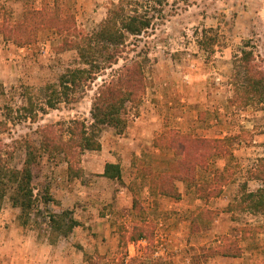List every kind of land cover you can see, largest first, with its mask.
<instances>
[{
  "label": "rangeland",
  "instance_id": "obj_1",
  "mask_svg": "<svg viewBox=\"0 0 264 264\" xmlns=\"http://www.w3.org/2000/svg\"><path fill=\"white\" fill-rule=\"evenodd\" d=\"M119 1L70 0V3L79 29L88 33L100 27L107 17L109 7L113 2ZM29 3H34L36 7H52L54 0H0V17L21 19ZM210 28L214 29L208 34L215 40V51L208 55L198 44V39L205 29ZM63 39L55 28L49 27L39 29L37 39L32 45L20 46L1 38L0 84L6 92L3 103L18 108L24 104L28 92L39 99L43 96L40 92L42 88L49 83L59 82L60 76L69 67L80 65L77 51L66 49ZM246 39H252L253 46L264 58V0H168L163 13L156 18L154 24L143 34L131 36L119 62L100 72L91 82L90 88L76 102L62 103L56 109L48 108L46 112H39L36 121L19 119L14 123L10 122L9 130L0 134L1 143L7 152L9 163L14 167H21L25 158V149L21 143L23 138L39 141L40 127L59 120L79 118L90 123L92 101L98 86L132 59L145 60L148 87L142 104L136 108L129 105L126 115L128 125L125 130L120 132L113 127L106 128L116 132L121 138L128 136L129 132L144 138L142 128L137 122L142 115L141 107L144 103L151 101L154 104L152 98L158 100V97H152L155 94L153 88L157 86L163 96L161 100L166 102L165 106L174 108L175 113H180L181 107L187 104L190 107V115L184 118L191 116L182 123L186 131L175 126V121L183 122V117L180 119L181 115L176 114L173 125L168 123L160 134L168 129H178L205 137L226 134L224 136L227 138L230 154L212 158L206 170H199L198 180H212L214 175L224 168L230 170L231 176L222 194L210 200L198 198L195 185L182 181L177 182L181 194L179 198L154 194L149 181L138 175L137 167L140 161H144L156 170H165L176 158L174 150L154 145L160 134L146 142L119 141L128 147L129 153L123 164L120 180L107 177L101 179L97 172L86 173V166L92 164L97 169L105 161V158L99 155L100 150H87L83 154V179L70 178L67 172L68 164L61 157L49 159L45 155L35 171L34 179L35 192L40 199L39 211H34L28 222L24 223L25 217H20V209L12 205L9 193L0 202L1 264L17 253L15 246L18 234L25 232L29 237L48 238L50 242H56L60 238L61 235H57L50 226L49 214L72 210L69 204L79 203L81 200L66 198L67 205H62L59 197L62 186H68L71 193L77 191L80 195H86V187L92 186L95 192H90L98 194L97 198L105 203L103 207L95 203V212L90 210L92 214L108 213L110 216L105 221L95 222L94 227L89 226L88 244L96 246L102 240L99 233H96L99 231H94L98 230V227L109 229L112 234L117 235L113 243L116 245L114 251L102 254L88 247L84 252L85 260L87 255L94 257L100 264H129L131 261L141 264H146V261L148 264H151V261L154 262L152 264H171L170 257H175L177 252L168 248L173 239L170 230L185 228L187 235L182 238L188 241L193 234L211 230V234L215 235L212 242H216L211 248L219 244L223 235L239 236L244 253L242 256L232 257L231 264H264V215L247 211L232 214L226 209L230 202L240 196L245 184L250 190H255L261 185L260 181L248 178L250 168L260 156H264V108L234 107L228 102L233 94V57ZM3 113L4 110H0V119L4 117ZM137 147L145 149L151 157L146 158L134 153ZM156 148L160 149L159 153L153 152ZM121 190L124 193H120ZM135 192L144 206L143 215L154 226L153 251L148 248L149 242L145 239H124L125 235L129 236L135 221L141 219L133 208ZM159 196L165 197V201H158ZM46 197L51 198L50 201H43ZM160 202L163 207H160ZM118 205L120 209L117 208ZM206 209L216 213L212 214L210 219H202L201 211ZM74 211L72 210L73 216ZM190 230L192 234L189 235ZM137 244L144 245L145 249L132 255V247ZM9 245H12V248H8Z\"/></svg>",
  "mask_w": 264,
  "mask_h": 264
},
{
  "label": "trees",
  "instance_id": "obj_2",
  "mask_svg": "<svg viewBox=\"0 0 264 264\" xmlns=\"http://www.w3.org/2000/svg\"><path fill=\"white\" fill-rule=\"evenodd\" d=\"M167 3L168 0L113 2L100 27L88 33L79 29L70 0H54L52 7H36L34 3H29L22 18L17 20L0 17V41L2 38L20 46L32 45L40 28H55L57 33L64 37L63 46L77 51L80 63L76 67H69L60 76L59 82L49 83L42 88L41 98L38 99L28 92L24 104L18 108L3 103L6 92L0 84V110H4V117L0 119V134L9 130L10 122L14 123L19 119L36 121L39 112H46L48 108L56 109L62 103L76 102L90 88L91 82L100 72L119 62L129 38L143 34L154 24ZM209 31L214 29H205L198 39V44L211 55L215 48L214 38L208 34ZM145 66V60L132 59L98 86L92 101L90 123L79 118L59 120L40 127L39 141L23 138L21 143L25 149V158L21 167H14L9 163L0 138V202L9 193L12 205L20 209V217H25L24 223L28 222L34 211H39L40 199L35 192L34 179L35 171L45 155L49 159L61 157L68 164V176L72 179H83V154L87 150L102 148L100 135L105 127H113L120 132L125 130L128 125L126 115L129 105L136 108L142 104L148 87ZM231 84L233 94L228 99L231 106L264 108V58L253 46L252 39L243 40L233 57ZM226 141V137H205L178 129H168L155 139L154 145L174 150L176 158L165 170H156L140 161L137 167L138 175L149 181L154 194L179 198L181 194L177 182L182 181L195 185L198 198L210 200L222 194L229 182L230 170L224 168L223 171H218L212 180L203 182L198 180V172L200 169L206 170L212 158L230 154ZM103 175L120 180V163L107 162ZM248 179L258 180L261 185L255 190H250L245 184L240 196L230 202L226 209L232 214L247 211L264 215V156H260L250 168ZM138 196L135 192L133 208L141 219L135 221L129 236L125 235L124 239H145L149 242L148 248L153 251L154 226L143 215L144 206ZM43 199L47 202L51 198ZM72 213V210H63L60 214H49L50 226L57 235L68 236L80 224ZM215 213L206 209L202 210L200 215L202 219H210ZM222 238L216 247L204 253L194 254L191 264H203L213 256L243 255L241 237L223 235ZM86 260L88 264H100L91 256L86 255ZM144 263L148 264L147 261ZM129 264L141 263L131 261Z\"/></svg>",
  "mask_w": 264,
  "mask_h": 264
},
{
  "label": "crops",
  "instance_id": "obj_3",
  "mask_svg": "<svg viewBox=\"0 0 264 264\" xmlns=\"http://www.w3.org/2000/svg\"><path fill=\"white\" fill-rule=\"evenodd\" d=\"M158 88L159 87L157 86L153 88L155 94L152 96L158 97V100L152 98V101H155L154 104L149 101V103H144V106L141 107L142 115L139 117V121L137 123L142 128L144 138H141L136 134H133L132 132H129L128 136H123L121 138V136L117 135L116 132H113L111 129L109 130L105 127L100 135L102 149H100L99 151L100 157L105 158V161L97 169L94 168L92 164L90 166H86L85 169L87 174L89 172H97L100 175L101 179H106V176H104L103 173L107 162L121 163L120 165H122V168H124L123 164L129 157L128 147L121 144L119 141H126L127 143L130 140L134 142L150 141L154 139L155 136L159 135L166 128L168 123L173 125L176 114L181 115L179 116L180 119L183 117V122L175 121V126L177 125L178 128H182L183 131H186V128H184V126L182 125L187 119L189 120V118L191 117L190 116L188 118H184V116L190 115V107L186 104L185 106L181 107V109L179 110L180 113H175L174 108L164 105V103L166 102L163 103V101L161 100V97L163 98V96L160 95L161 91ZM171 98L172 97H170L169 100ZM169 103H171V100L169 101ZM208 128L209 130H211L210 127ZM224 135L226 134L220 133L216 134L214 137H225ZM144 146L145 144L142 145V147ZM158 150L160 151V149L156 148L153 152L155 153L157 151L156 153H159ZM134 153H137L138 155L146 158L151 157V155L148 154L145 149H139V147L135 148ZM86 189V195H80L77 194V191L71 193L68 186H62L60 188L61 196L59 197L62 200V205H67L65 203L66 198H72L73 200H75V198H77L78 200L81 199L79 200V203L75 202L76 204H69V206H71V209L75 210L74 218L78 220L80 224L76 226L68 236L61 235L56 242H50L48 238L39 239L35 236L29 237L25 232L22 233V235L18 234L16 241L17 245L15 246L17 250V256L16 254L10 256L9 258H7V261H4L3 264H88L84 259V252L88 250V247L91 249L93 248L94 251L96 250L102 254L109 251H114L116 249V245L113 243L117 235L116 233L112 234V231L109 229H101L98 227V230L94 231H99L96 233H99V236L102 240L97 243L96 246H92L91 244L87 243V232L89 231V226L93 225L94 227L95 222L105 221L109 218L110 215L108 213L106 215L91 213V211L93 210L95 212V209H93L95 203L96 205H101V207H103L105 203L97 198L98 194L94 195L90 192L95 189L94 187H86ZM87 193L91 194L88 195ZM120 193H124V191L121 190ZM165 199V197L159 196L158 201H165ZM120 200L121 198L117 202L119 203ZM160 207H163V204H161V202ZM117 208L120 209L119 205ZM170 231V235L173 236V239L168 248H170V250L175 249L177 252V255L175 257H170L171 264H191L192 254L204 253L208 251L212 245H216V242H212L215 235L211 234L213 233L211 232V230H208L206 232L202 230L197 234H193L191 240L189 241L182 238L187 235V230L185 228L179 230L173 229ZM190 234H192L191 230L189 231V235ZM110 236H113L112 239L108 238L107 240L106 238ZM83 237L85 238V240H83ZM109 241H111L112 244H107L109 243ZM8 248H12V245H9ZM132 249L133 251L131 252V254L135 255L138 252H141V250H144L145 246L137 244L134 245ZM161 254L163 255L164 252L162 251ZM231 259L233 258L226 256H213L205 260L203 264H227L228 261V263L231 264Z\"/></svg>",
  "mask_w": 264,
  "mask_h": 264
}]
</instances>
